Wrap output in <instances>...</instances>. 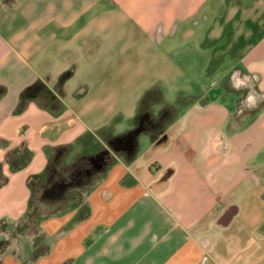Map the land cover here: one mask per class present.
<instances>
[{"label": "crops", "instance_id": "crops-1", "mask_svg": "<svg viewBox=\"0 0 264 264\" xmlns=\"http://www.w3.org/2000/svg\"><path fill=\"white\" fill-rule=\"evenodd\" d=\"M89 138L83 205L0 264H264V0H0V220Z\"/></svg>", "mask_w": 264, "mask_h": 264}, {"label": "rangeland", "instance_id": "rangeland-1", "mask_svg": "<svg viewBox=\"0 0 264 264\" xmlns=\"http://www.w3.org/2000/svg\"><path fill=\"white\" fill-rule=\"evenodd\" d=\"M133 124L137 127V120H135ZM148 128L149 131L146 130V132H155L156 128L150 126ZM130 133L132 132L130 131ZM133 133L137 132L133 131ZM138 140L139 137H137V144ZM103 150H105V153L93 164L94 170L92 171V169H90L92 171L91 174L85 176V173H82L80 179L76 182H72L66 187L55 185L54 189L47 191V195L44 196L42 194V200L36 203V213L39 215H45L52 211L58 213L77 204L83 205L85 193L90 187L91 182L112 160L107 148H103ZM76 151H80V149L75 150V148H71L65 153L63 149H61L59 154L61 153L63 158L61 160L58 159V156L56 157L58 162L56 166H53L55 167L54 171L60 170L66 165L71 164V161L84 160L86 158V156L77 154ZM55 153L58 152L55 151ZM56 167L58 169H56ZM48 243L49 242L41 230H39L36 220L24 221L23 219H19L15 223L9 222L6 217L0 220V258L5 252H12L22 260L28 261L43 252L46 246H48Z\"/></svg>", "mask_w": 264, "mask_h": 264}, {"label": "trees", "instance_id": "trees-1", "mask_svg": "<svg viewBox=\"0 0 264 264\" xmlns=\"http://www.w3.org/2000/svg\"><path fill=\"white\" fill-rule=\"evenodd\" d=\"M35 88L39 89L41 93H44L45 91L42 88V85L39 86L37 85L35 86ZM28 90H30V88H27L25 92ZM90 137L93 139L92 136ZM120 137L122 136H118V138ZM88 140L89 142L86 145L88 147L83 149V151H80V153L83 156H86L84 160L81 159L78 161L77 160L73 162L71 161V164L66 165L64 168L60 170L56 167V169H58L56 170L57 171L56 173V171H54L55 167H53L54 165L56 166L58 162V160H56V157L58 156V159L61 160L63 158V155H61V153L59 154V151L63 149L65 153L68 149L71 148L67 146L57 147L49 156L48 163L45 169L41 173L31 175L27 178L26 183H27V187L29 188L30 194L28 198L27 211L21 217V219H23L24 221L36 220V224H38V221L41 220L42 218H45L52 214H56V212L53 211L45 215H39L36 213L37 212L36 203L42 200L41 199L42 194L44 196L47 195L48 194L47 191L54 189L55 185L66 187L70 183L76 182L77 180L80 179L82 173L83 174L85 173V176L91 174V172L94 170L93 164L103 154V149L101 148L99 142L94 140V143H92L90 138ZM55 151H57L58 153H55ZM30 157H31V152L25 147L21 151L14 150L13 154L8 160L11 170H17L23 167L28 162ZM90 169H92V171Z\"/></svg>", "mask_w": 264, "mask_h": 264}]
</instances>
